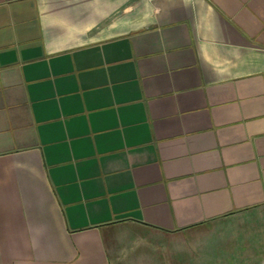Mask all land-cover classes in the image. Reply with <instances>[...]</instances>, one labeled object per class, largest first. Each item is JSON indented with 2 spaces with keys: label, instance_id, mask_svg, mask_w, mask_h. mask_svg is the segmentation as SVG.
I'll return each instance as SVG.
<instances>
[{
  "label": "crops",
  "instance_id": "crops-1",
  "mask_svg": "<svg viewBox=\"0 0 264 264\" xmlns=\"http://www.w3.org/2000/svg\"><path fill=\"white\" fill-rule=\"evenodd\" d=\"M0 264H264V0H0Z\"/></svg>",
  "mask_w": 264,
  "mask_h": 264
}]
</instances>
